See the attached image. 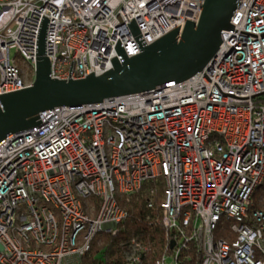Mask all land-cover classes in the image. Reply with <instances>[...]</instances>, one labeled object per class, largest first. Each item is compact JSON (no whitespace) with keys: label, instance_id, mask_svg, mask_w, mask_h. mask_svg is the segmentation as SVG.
<instances>
[{"label":"built area","instance_id":"1","mask_svg":"<svg viewBox=\"0 0 264 264\" xmlns=\"http://www.w3.org/2000/svg\"><path fill=\"white\" fill-rule=\"evenodd\" d=\"M203 3L0 0V96L34 83L46 20L51 78L81 80L112 69L118 44L135 57L197 22ZM231 26L194 77L49 109L0 143V264H81L127 220L120 198L154 183L172 251L155 264H183L191 244L201 264H264V0H240ZM145 250L134 239L125 264Z\"/></svg>","mask_w":264,"mask_h":264},{"label":"water","instance_id":"2","mask_svg":"<svg viewBox=\"0 0 264 264\" xmlns=\"http://www.w3.org/2000/svg\"><path fill=\"white\" fill-rule=\"evenodd\" d=\"M197 22H187L158 41L143 47L142 53L128 57L121 45L113 68L104 75L62 81L51 78L46 53L47 20L38 39L34 83L24 90L0 96V143L38 126V114L60 106L102 103L105 99L138 94L176 81L181 83L199 72L215 58L222 43V32L232 28L240 0H203ZM134 35L138 26L132 23ZM174 245H172L173 247Z\"/></svg>","mask_w":264,"mask_h":264},{"label":"trees","instance_id":"3","mask_svg":"<svg viewBox=\"0 0 264 264\" xmlns=\"http://www.w3.org/2000/svg\"><path fill=\"white\" fill-rule=\"evenodd\" d=\"M154 190V195H151ZM163 185L147 184L132 196L120 198L119 204L127 209L129 216L118 227V233H100L92 241L91 248L81 264H125L124 251L135 239L146 247L140 264H155L158 258L172 251L162 224L160 204L163 201ZM152 204V208L149 207ZM183 264H201V252L191 244Z\"/></svg>","mask_w":264,"mask_h":264},{"label":"rangeland","instance_id":"4","mask_svg":"<svg viewBox=\"0 0 264 264\" xmlns=\"http://www.w3.org/2000/svg\"><path fill=\"white\" fill-rule=\"evenodd\" d=\"M12 54H14V50H13ZM263 190H264V189H263Z\"/></svg>","mask_w":264,"mask_h":264}]
</instances>
